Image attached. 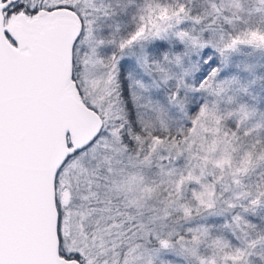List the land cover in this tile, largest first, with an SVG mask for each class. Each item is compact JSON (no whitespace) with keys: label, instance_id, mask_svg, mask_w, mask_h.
<instances>
[{"label":"snow or ice","instance_id":"snow-or-ice-1","mask_svg":"<svg viewBox=\"0 0 264 264\" xmlns=\"http://www.w3.org/2000/svg\"><path fill=\"white\" fill-rule=\"evenodd\" d=\"M0 264H264V0H0Z\"/></svg>","mask_w":264,"mask_h":264},{"label":"water","instance_id":"water-1","mask_svg":"<svg viewBox=\"0 0 264 264\" xmlns=\"http://www.w3.org/2000/svg\"><path fill=\"white\" fill-rule=\"evenodd\" d=\"M86 127H87L86 125H83V126H82V129H86Z\"/></svg>","mask_w":264,"mask_h":264}]
</instances>
